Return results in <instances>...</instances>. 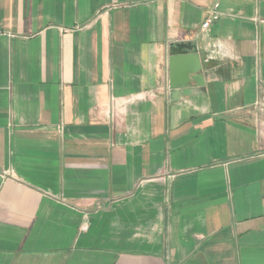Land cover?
Here are the masks:
<instances>
[{"label": "crops", "instance_id": "0c3cea01", "mask_svg": "<svg viewBox=\"0 0 264 264\" xmlns=\"http://www.w3.org/2000/svg\"><path fill=\"white\" fill-rule=\"evenodd\" d=\"M0 264H264V0H0Z\"/></svg>", "mask_w": 264, "mask_h": 264}, {"label": "water", "instance_id": "95a60500", "mask_svg": "<svg viewBox=\"0 0 264 264\" xmlns=\"http://www.w3.org/2000/svg\"><path fill=\"white\" fill-rule=\"evenodd\" d=\"M169 47L171 56H174V58H172V62L173 60L185 62V64L191 65L193 70H201V58L198 54L197 46L195 44H192L191 42H179L173 43ZM196 80L202 83V76H198ZM172 89L173 95L178 94L180 92L179 88H177L176 83H172Z\"/></svg>", "mask_w": 264, "mask_h": 264}, {"label": "built area", "instance_id": "2783aa9c", "mask_svg": "<svg viewBox=\"0 0 264 264\" xmlns=\"http://www.w3.org/2000/svg\"><path fill=\"white\" fill-rule=\"evenodd\" d=\"M217 7H218V4L215 5L216 9H217ZM216 9L211 13V15L204 22V24H203L204 28H207L215 19L219 18L220 13Z\"/></svg>", "mask_w": 264, "mask_h": 264}]
</instances>
